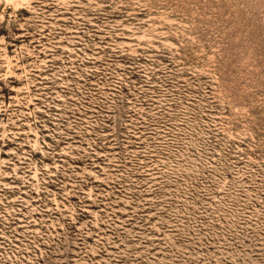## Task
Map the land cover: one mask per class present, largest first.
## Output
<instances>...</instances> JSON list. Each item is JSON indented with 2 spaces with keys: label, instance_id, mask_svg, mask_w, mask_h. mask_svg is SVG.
I'll return each instance as SVG.
<instances>
[{
  "label": "rangeland",
  "instance_id": "obj_1",
  "mask_svg": "<svg viewBox=\"0 0 264 264\" xmlns=\"http://www.w3.org/2000/svg\"><path fill=\"white\" fill-rule=\"evenodd\" d=\"M0 264H264V0H0Z\"/></svg>",
  "mask_w": 264,
  "mask_h": 264
}]
</instances>
